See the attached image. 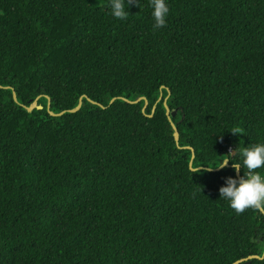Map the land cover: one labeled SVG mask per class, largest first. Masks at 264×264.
<instances>
[{
  "label": "trees",
  "instance_id": "16d2710c",
  "mask_svg": "<svg viewBox=\"0 0 264 264\" xmlns=\"http://www.w3.org/2000/svg\"><path fill=\"white\" fill-rule=\"evenodd\" d=\"M166 2L153 28L148 0L125 20L108 0H0V264L262 255L264 214L207 168L264 142V0Z\"/></svg>",
  "mask_w": 264,
  "mask_h": 264
},
{
  "label": "clouds",
  "instance_id": "9594fccd",
  "mask_svg": "<svg viewBox=\"0 0 264 264\" xmlns=\"http://www.w3.org/2000/svg\"><path fill=\"white\" fill-rule=\"evenodd\" d=\"M133 2L138 6L139 0ZM148 6L151 9L153 28L163 27L169 12L166 0H148ZM107 7L110 15L116 19L125 20L129 15L128 0H108ZM230 131L239 134L237 129ZM218 157L223 158L214 162L213 166H208V170L230 165L237 173L236 176L224 177L223 183L218 187V197L226 201L237 213L248 208L262 209L264 207V142L247 145L237 143L232 150ZM197 170L196 168L194 171ZM260 211L264 212L263 209Z\"/></svg>",
  "mask_w": 264,
  "mask_h": 264
},
{
  "label": "water",
  "instance_id": "95a60500",
  "mask_svg": "<svg viewBox=\"0 0 264 264\" xmlns=\"http://www.w3.org/2000/svg\"><path fill=\"white\" fill-rule=\"evenodd\" d=\"M12 98H13V100H16V96H15V93L14 92H12ZM47 98V104H46V109H47V111H48V113L50 114V115H60V114H62L64 111H60V112H58V113H55V112H53V111H51L50 109H49V98L48 97H46ZM160 98V96L158 97V99ZM88 99V98H87ZM140 99H143L144 100V105H143V107H142V110L145 108V106H146V103H147V101L145 100V98L144 97H139V98H137L136 100H128V99H124L125 101H127V102H134V103H136L138 100H140ZM89 100V99H88ZM112 100H113V98L110 100V102H112ZM92 102H94V101H92ZM163 103H164V106H165V113H166V116H167V118L169 119V116H170V114L171 115H173L175 112H174V110H172L171 112L169 111V108H168V106H167V104L165 103V99H164V101H163ZM80 105H81V99L79 98V100H78V103H77V105L74 107V108H71V109H69V110H67V111H69V112H74V111H76V110H78V108L80 107ZM101 106V105H100ZM25 107V109L27 110V111H30V110H32L33 108H37V109H40L41 108V105H39V104H37V101H36V99H34L28 106H24ZM170 120V119H169ZM170 125H171V127H172V130H173V137H174V139H175V141L177 142V139H178V131H177V129H176V127H175V125H174V123L173 122H171L170 121ZM191 157H193V155L191 156ZM189 164H191V162H189ZM192 168V167H191ZM208 169V168H207ZM216 169H220V168H216ZM235 175H237V173L235 172ZM260 210H262L261 208H259ZM263 214H264V212H263ZM264 256V246H263V251H262V255L261 256H259V255H257V254H251V255H248L247 257H245V258H242V259H238V260H236L233 264H237V263H241V264H246V263H248V261L250 260V259H252V258H259V259H261L262 257Z\"/></svg>",
  "mask_w": 264,
  "mask_h": 264
},
{
  "label": "rangeland",
  "instance_id": "374dc122",
  "mask_svg": "<svg viewBox=\"0 0 264 264\" xmlns=\"http://www.w3.org/2000/svg\"><path fill=\"white\" fill-rule=\"evenodd\" d=\"M36 99V98H35ZM37 101V100H36Z\"/></svg>",
  "mask_w": 264,
  "mask_h": 264
}]
</instances>
